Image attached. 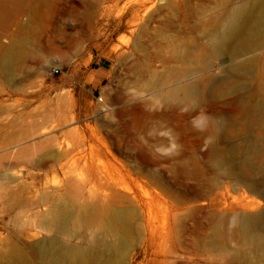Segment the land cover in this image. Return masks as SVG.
Returning a JSON list of instances; mask_svg holds the SVG:
<instances>
[{
  "label": "rangeland",
  "instance_id": "374dc122",
  "mask_svg": "<svg viewBox=\"0 0 264 264\" xmlns=\"http://www.w3.org/2000/svg\"><path fill=\"white\" fill-rule=\"evenodd\" d=\"M222 1L0 0V157L11 155L10 175L0 174V249L9 228L11 249L36 259L29 247L56 237L47 211L61 202L95 217L77 213L61 241L116 244L99 226L111 194L131 216L125 264H242L231 256L250 246L213 252L196 225L221 186L238 196L210 169L211 107L171 95L225 76L229 59L202 50ZM243 144L229 132L219 147Z\"/></svg>",
  "mask_w": 264,
  "mask_h": 264
},
{
  "label": "bare ground",
  "instance_id": "6f19581e",
  "mask_svg": "<svg viewBox=\"0 0 264 264\" xmlns=\"http://www.w3.org/2000/svg\"><path fill=\"white\" fill-rule=\"evenodd\" d=\"M222 6L223 10L202 28L203 38L209 42L202 50L210 58L229 59L225 76L220 80L204 81L202 91L195 84H181L172 90L171 95L181 101L188 99L197 105L206 103L211 107L212 120L207 123L208 132L214 138L208 152L210 169L217 173V179L229 181L238 193L232 197L230 187L221 186L220 192L209 202L211 211L205 221H196L197 227H201L199 230H204L210 238L209 246L213 252H229V243L236 241L250 246L251 253L239 251L231 257L242 259V264H258L260 253V258L264 259V76L257 70L263 61L260 52L264 49V0H223ZM13 62L14 53L11 52L5 58V67L9 68ZM217 104L228 109L215 108ZM229 132L244 144L221 149L219 146ZM10 156L6 153L0 157L3 167L0 174L4 177L10 175L11 163L3 161L9 160ZM227 195L232 198L231 202H228ZM111 196L103 197L108 207L107 219L99 226L116 244L93 241L90 248H84L70 241H61L59 237L65 235L67 224L77 213L83 221L95 220L88 211L74 210L67 202H61L47 211L51 218L46 228L53 226L56 237L29 247L36 259L27 258L19 246L11 249V233L7 228L0 249V264H125L126 233L131 216L117 209L115 202H110ZM5 199L7 206H11V193ZM104 208L97 209V219L99 211Z\"/></svg>",
  "mask_w": 264,
  "mask_h": 264
},
{
  "label": "crops",
  "instance_id": "0c3cea01",
  "mask_svg": "<svg viewBox=\"0 0 264 264\" xmlns=\"http://www.w3.org/2000/svg\"><path fill=\"white\" fill-rule=\"evenodd\" d=\"M96 71H97V76H104L105 74V69L103 67H98Z\"/></svg>",
  "mask_w": 264,
  "mask_h": 264
}]
</instances>
